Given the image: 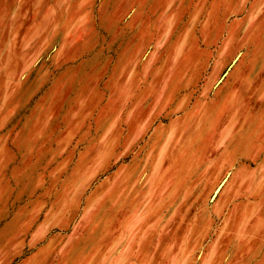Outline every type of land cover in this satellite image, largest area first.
I'll use <instances>...</instances> for the list:
<instances>
[{
  "label": "rangeland",
  "instance_id": "rangeland-1",
  "mask_svg": "<svg viewBox=\"0 0 264 264\" xmlns=\"http://www.w3.org/2000/svg\"><path fill=\"white\" fill-rule=\"evenodd\" d=\"M0 264H264V0H0Z\"/></svg>",
  "mask_w": 264,
  "mask_h": 264
},
{
  "label": "crops",
  "instance_id": "crops-1",
  "mask_svg": "<svg viewBox=\"0 0 264 264\" xmlns=\"http://www.w3.org/2000/svg\"><path fill=\"white\" fill-rule=\"evenodd\" d=\"M233 109H234V107H233Z\"/></svg>",
  "mask_w": 264,
  "mask_h": 264
}]
</instances>
